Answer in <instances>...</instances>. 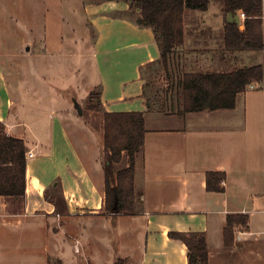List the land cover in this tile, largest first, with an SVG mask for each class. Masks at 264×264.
<instances>
[{
  "label": "crops",
  "instance_id": "1",
  "mask_svg": "<svg viewBox=\"0 0 264 264\" xmlns=\"http://www.w3.org/2000/svg\"><path fill=\"white\" fill-rule=\"evenodd\" d=\"M79 1L86 19L73 24L84 28L87 38L94 32L96 87L104 109L145 112V143L136 160V206L130 214L104 213L103 114L96 115L95 138L94 125L77 124L68 107H43L48 95L32 92L46 84L44 79L26 82L21 78L25 69L13 66L11 75L6 67L2 53L7 52V37H29L30 53L45 50L48 25L40 24L41 7L32 6L24 26L29 33L44 29L34 36L22 32L18 21L6 14L0 18V121L9 135L25 140L28 163L25 195H0V264H114L118 258L128 264H188L187 246L171 239L170 231L205 232L209 264H264V230L255 225L256 215L264 214V185H259L262 174L256 167L264 83L239 93L232 109L148 112L145 78L160 50L153 30L136 21L140 9L126 0ZM64 3H56L62 24L73 15L65 13L68 0L66 7ZM199 11L185 9L184 43L174 57L176 75L264 65V50L228 51L225 18L214 23ZM231 16L226 19L233 20ZM38 37L44 38H39L41 47ZM57 50L62 64L69 57L76 58L74 65L78 61L77 50H68L67 56L62 55L65 48ZM256 53H263L262 59L255 60ZM53 61L57 63L58 56ZM28 96L35 104L27 103ZM30 151L34 157H28ZM122 163L118 169L128 165ZM212 170L226 172L223 192L207 190L206 174ZM236 213L249 215V229L238 228L234 245L227 247L226 217Z\"/></svg>",
  "mask_w": 264,
  "mask_h": 264
},
{
  "label": "trees",
  "instance_id": "2",
  "mask_svg": "<svg viewBox=\"0 0 264 264\" xmlns=\"http://www.w3.org/2000/svg\"><path fill=\"white\" fill-rule=\"evenodd\" d=\"M103 0H98V2ZM131 8L140 9L136 21L153 30L160 50V58L150 64L162 66L167 86L154 89L147 82L144 96L147 111L164 113L197 112L204 110L232 109L236 106L239 93L247 91L250 85L262 86L264 65L243 66L231 71L203 72L185 71L176 75L173 71L174 57L184 43V12L186 8L205 11L211 0H126ZM224 12L225 47L230 52L263 51L264 29L262 24L263 0H222ZM244 11L247 18L241 26L235 19ZM152 88L151 92L147 90ZM88 95L87 109L101 112L104 116L103 170L105 175L104 213L110 215L133 212L137 195L135 172L137 156L145 143V112L106 111L101 102L100 87ZM27 146L23 138L9 135L0 121V195L21 198L26 193ZM128 165L118 169L124 158ZM227 177L224 171H208L206 188L209 192H223ZM250 217L245 213L228 214L224 230L225 245L235 243L238 228L249 229ZM171 239L187 246L188 264H209L207 236L202 231H170ZM114 264H128L118 258Z\"/></svg>",
  "mask_w": 264,
  "mask_h": 264
},
{
  "label": "rangeland",
  "instance_id": "3",
  "mask_svg": "<svg viewBox=\"0 0 264 264\" xmlns=\"http://www.w3.org/2000/svg\"><path fill=\"white\" fill-rule=\"evenodd\" d=\"M87 1V0H86ZM79 0H68V8L65 13H70L72 11V17L67 16V20L62 24L59 17L61 18L63 14H59V10L57 9L56 3L57 0H0V18L4 17L6 14H11L13 18L18 21V23L23 27V31H26L24 27L27 22L28 15L31 11L33 5L37 7H41L40 12L43 13L39 16L40 24L48 25L47 36L45 37V43L43 48L45 50H41L42 53H30L32 47H26L29 45V37H7L6 38V50L7 52L2 53V58L6 62V67L8 71L13 75V66L19 68V70L23 72L21 78L26 82H37L42 78L44 79L45 85L35 86L32 94H44L48 95V97L44 98L43 107H49L52 105L53 108L65 107L63 110L68 107L70 110V118L73 119L77 124L80 125H94L93 135L96 138L99 130V122L96 117L98 112H92V110L87 109L88 106V95L92 90H97L96 85H99V75L96 67L94 54V32L91 33L90 38L82 35L85 31L84 28L76 27L73 24L74 20L82 21L86 19L85 14L82 11V5L79 4ZM222 0H211L209 4V8L203 12L207 15L211 21L217 23L219 21V17L224 18V13L221 10ZM66 7V0L63 4ZM25 17L24 18V16ZM74 17V18H73ZM76 18V19H75ZM232 19L236 21H240V19L236 16H231ZM1 22V21H0ZM44 29L37 31H31L32 36L39 34H43ZM43 32V33H41ZM64 35V40H61V36ZM69 34V35H67ZM86 37V39H82ZM40 37L37 38L38 45H42V41L39 40ZM44 41V38H40ZM33 43V42H32ZM36 42L33 43L35 45ZM11 46V47H10ZM36 46V45H35ZM34 46V47H35ZM31 48V49H30ZM65 48L66 53L62 54L63 56H67L68 50L71 51L73 49L77 50L74 52V55H79L78 61L75 63L76 58L69 57L68 61L65 64H62V60L58 53L57 49ZM8 49H15L10 52ZM35 49V48H34ZM56 49V51H55ZM58 56L57 63H54L53 58ZM255 60H260L263 57V53H256ZM87 62L84 64V62ZM153 66V65H151ZM148 68L146 73V82L149 85H152L154 89H162L166 87L167 79L165 76V72L161 65H155L154 67ZM63 77V78H62ZM62 78V80H61ZM64 83H63V82ZM47 83L54 84L52 86H48ZM63 83V84H62ZM35 84V83H34ZM53 88V90H52ZM149 93L152 90L151 86L147 89ZM32 95V96H33ZM35 96V95H34ZM28 104H35V99L28 96ZM76 101L83 109V113L80 115L76 108ZM55 104V105H54ZM62 113V112H61ZM95 114V115H94ZM65 117L66 115L62 113ZM67 123L71 125L68 117H65ZM262 137L259 139V152L256 157L258 158L256 162V167L258 171L262 174V180H260L259 185H264V120L262 119ZM93 128V127H92ZM97 140V139H96ZM102 148V146H101ZM99 150L97 147L95 148L94 153H98ZM103 154V150H102ZM101 154V160L103 159V155ZM127 159L122 165L124 166ZM259 188V187H258ZM264 209V208H263ZM262 210V209H261ZM255 225L257 228L262 231L264 230V214L259 213L255 217ZM264 238V235H263Z\"/></svg>",
  "mask_w": 264,
  "mask_h": 264
},
{
  "label": "built area",
  "instance_id": "4",
  "mask_svg": "<svg viewBox=\"0 0 264 264\" xmlns=\"http://www.w3.org/2000/svg\"><path fill=\"white\" fill-rule=\"evenodd\" d=\"M238 16H239V18H240V22H242L243 24H244V21H245V19L247 18V16H246V14H245V12L244 11H239L238 12ZM261 18H262V24H263V29H264V0H263V12H262V16H261ZM242 24V25H243ZM253 84L252 85H250V87L251 88H253ZM35 152H33V151H30L29 153H28V157H34L35 156Z\"/></svg>",
  "mask_w": 264,
  "mask_h": 264
},
{
  "label": "water",
  "instance_id": "5",
  "mask_svg": "<svg viewBox=\"0 0 264 264\" xmlns=\"http://www.w3.org/2000/svg\"><path fill=\"white\" fill-rule=\"evenodd\" d=\"M76 108H77L79 114L81 115L83 113V109H82V107L79 105V103L77 101H76Z\"/></svg>",
  "mask_w": 264,
  "mask_h": 264
}]
</instances>
